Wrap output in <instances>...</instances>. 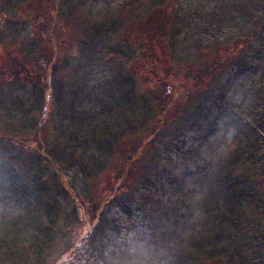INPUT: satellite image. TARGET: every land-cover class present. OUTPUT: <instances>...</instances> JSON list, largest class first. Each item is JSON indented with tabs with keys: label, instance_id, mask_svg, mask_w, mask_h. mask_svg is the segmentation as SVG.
Instances as JSON below:
<instances>
[{
	"label": "rangeland",
	"instance_id": "obj_1",
	"mask_svg": "<svg viewBox=\"0 0 264 264\" xmlns=\"http://www.w3.org/2000/svg\"><path fill=\"white\" fill-rule=\"evenodd\" d=\"M35 3L0 0V264H264V195L237 160H264V0ZM159 117L125 179L103 136L114 147Z\"/></svg>",
	"mask_w": 264,
	"mask_h": 264
},
{
	"label": "trees",
	"instance_id": "obj_2",
	"mask_svg": "<svg viewBox=\"0 0 264 264\" xmlns=\"http://www.w3.org/2000/svg\"><path fill=\"white\" fill-rule=\"evenodd\" d=\"M2 1H4L5 3L10 4L11 5V8H14V9H12V11H17L16 14H19L18 11L20 12V8L21 7H24L28 3H33L34 4L36 1H39V0H2ZM53 1L54 0H51V2H53ZM28 8H27V10L26 9H23V11L26 12V14L29 11H31ZM16 20H17V17L15 19H13L12 22H9L8 21L9 23H11V27H12L11 30H13L14 24H16L18 22ZM25 25L27 26V22L24 23L23 25L16 24V26H20V27L21 26H24L25 27ZM42 25L44 26V24H42ZM19 31H20V29H19ZM19 31L17 29V31H13L11 33V39L9 41V44H10V47H12V48L13 47L16 48V45H17V47L19 45V48H22L23 43H25L22 40L24 38V37H22V35L24 33V30L22 32H19ZM20 36L22 38H20ZM36 44H37V41L34 39L33 43L30 45V50L28 51L27 55L29 53H32L33 52ZM19 51H20V49H19ZM214 58L215 59H213V61L212 60L209 61L210 63L208 64V68H209V66H211L213 68V71L217 70V68H219L221 66V60L219 59V57L216 56ZM145 69H147V68H145ZM206 69L207 68H205L204 70H206ZM149 71H150V69H149ZM154 73L155 72L150 73V76L149 77L152 78L151 80H154V81L158 80L159 81V79H157V77L155 75L153 77V74ZM197 75H199V77H201V74L200 73H197ZM206 76H209V74L206 75ZM159 82H164V81H159ZM16 84H19V83H15V85ZM40 85L41 84L39 82H37V85L34 86L35 89H33V92H34L35 97L39 96L40 95V92H42V90H41L42 89V86H40ZM159 90L161 91V89H158V91ZM162 93L164 94V91ZM157 102H158V99H157ZM38 104L39 103L37 101H35V105H38ZM159 118H160V120L156 121V123L153 124V127L147 130V133L148 134H146V135H148V139L145 142H144V140H145L146 135H144V134L141 133V134H138V135H130L127 138L123 139L121 142H119L116 145H114V147H113L112 146V144H113L112 137L103 136V139L101 140L103 142V146L106 149H109V150H111V148H112L113 149L112 152L116 153V158H115L114 163L117 164V166H126L127 175L125 176L126 177L125 179L131 178L132 176L135 175V173H136V166L139 163V161L142 160V154L143 155L148 154V152L150 150V146L153 145V143L156 141V138L159 137V134L162 131V127L165 124L164 122L166 121L162 117H159ZM27 137H29V136H26L25 135V136H23V139L24 140H28L29 138H27ZM260 138H261V140H264V138L262 136H260ZM11 140L12 139H9V141H11ZM36 144H37V146L35 147L36 148L35 149L36 150L35 151V153H36L35 156H36V158L39 161L40 168H43V167H46L47 166L46 168L49 169L48 168L49 163L50 164H53V160H52V158H51V156L49 154V151L50 150L48 149V147L45 148V146L39 140L38 137H37V143ZM139 153H141V154H139ZM246 154L247 153H245V152L242 153L237 160H239L240 162H247V161H249V162L252 163V166L248 168V171L247 172H243L239 176L243 179V181L248 182L247 184L249 185L250 188H252V190L249 189L248 191H246V194H248V196H252L253 199H254V203L257 204L258 201H259V199L262 198V196L264 195V192H261L258 189V186H260V188L262 190H264V160L261 163L258 161L259 158H257L256 156H259V153L256 156L252 155L253 153L252 154H249V155H246ZM139 168L140 169H144V167H139ZM116 169L118 170V167ZM256 169L258 171H256ZM57 171H58V168L56 167L54 173L57 174ZM59 177L60 176L58 175V177L55 178V181H57V185L59 186V189H57V188L56 189L60 193H63V194L65 193L67 195H71V193L73 191L72 187L69 184H67V183H63L59 179ZM257 192H258V194H257ZM237 200H238V198L236 197L235 204L237 203ZM97 201H98V198H93L92 199L93 206L96 207L99 204V203H97ZM100 206H102V205L100 204ZM86 207H87V205H86ZM59 208H60V203H59L57 197L54 196L49 201H47V210L50 213H52L54 210H57ZM241 220H242V222L244 221V219H241ZM78 221L81 222L80 219ZM62 222H63L64 225L66 224L64 222V220H62ZM84 223L85 222H81L82 227H83ZM253 223H254V225H256V227H258L256 221H254ZM247 224H252V223H247ZM253 227H255V226H253ZM259 233L260 232L257 231V234H259ZM93 237H94V235H93ZM229 238H232L233 239L235 237L234 236H232V237L229 236ZM95 252H97V251H95ZM96 255H97V253H93L94 258H92V255H90L91 258L89 256H87L86 257V261H90L91 259H95V261L93 260V262H92V264H95L94 262H96V258H95ZM209 259L210 258H207V259L204 258L205 264H213V262L212 261H209ZM217 261L218 260H216L214 264H217ZM55 264H61V262L60 263L57 262ZM203 264H204V262H203Z\"/></svg>",
	"mask_w": 264,
	"mask_h": 264
}]
</instances>
